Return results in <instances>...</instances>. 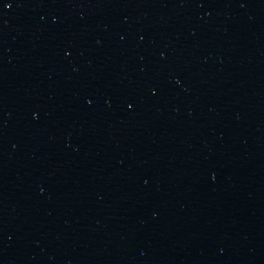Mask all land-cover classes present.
<instances>
[{"label":"water","instance_id":"obj_1","mask_svg":"<svg viewBox=\"0 0 264 264\" xmlns=\"http://www.w3.org/2000/svg\"><path fill=\"white\" fill-rule=\"evenodd\" d=\"M0 264H264V0H0Z\"/></svg>","mask_w":264,"mask_h":264},{"label":"snow or ice","instance_id":"obj_2","mask_svg":"<svg viewBox=\"0 0 264 264\" xmlns=\"http://www.w3.org/2000/svg\"><path fill=\"white\" fill-rule=\"evenodd\" d=\"M5 7H9V5H5ZM131 106V105H130Z\"/></svg>","mask_w":264,"mask_h":264}]
</instances>
